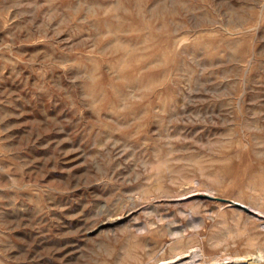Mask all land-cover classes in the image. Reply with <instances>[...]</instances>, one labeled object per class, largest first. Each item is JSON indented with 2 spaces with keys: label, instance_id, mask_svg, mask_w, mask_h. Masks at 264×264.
<instances>
[{
  "label": "rangeland",
  "instance_id": "rangeland-1",
  "mask_svg": "<svg viewBox=\"0 0 264 264\" xmlns=\"http://www.w3.org/2000/svg\"><path fill=\"white\" fill-rule=\"evenodd\" d=\"M263 226L264 0H0V264H264Z\"/></svg>",
  "mask_w": 264,
  "mask_h": 264
},
{
  "label": "bare ground",
  "instance_id": "bare-ground-1",
  "mask_svg": "<svg viewBox=\"0 0 264 264\" xmlns=\"http://www.w3.org/2000/svg\"><path fill=\"white\" fill-rule=\"evenodd\" d=\"M195 185H197L196 183H195ZM194 185V186H195ZM186 187V186H185ZM182 190H183V188H181ZM193 189V188H192ZM207 189V188H206ZM185 190V189H184ZM209 190V189H208ZM212 190V189H211ZM164 191V190H163ZM198 191V190H197ZM214 192H215V190H214ZM175 193V192H174ZM173 193V194H174ZM203 194H209V193H204V192H202ZM166 194V193H165ZM171 195V196H169L168 194V196L166 197V199H168V198H176L175 200H178V198L180 197V196H184V195H186V194H188V192H180L179 194H177V195ZM195 195V194H194ZM131 196V195H130ZM159 196V195H158ZM193 196V195H192ZM139 197V196H138ZM150 197V196H149ZM161 198H163V197H161ZM186 198V197H185ZM195 199V198H194ZM131 200H132V203H133V206L132 207H130L126 212H124L123 214H121L120 216H112V217H110L107 221V225L108 226H115V225H118V224H120L122 221H124V219L125 218H128V217H130L131 215H132V213H133V211L136 209V207H138V206H140L139 208H141V209H144V210H147V212H148V214H150V213H152L153 212V209L155 208V205L156 204H154V203H151V202H141V200L139 201V200H136L135 199V197H132L131 196ZM158 200V199H157ZM174 200V201H175ZM128 201V200H127ZM138 201V203H136ZM143 201V200H142ZM145 201V200H144ZM192 201V200H191ZM127 203V202H126ZM187 204V203H186ZM127 206V205H126ZM248 206V205H247ZM250 209H252L251 210V212L250 213H256V210L255 209H253L251 206H248ZM184 209V208H183ZM191 209V208H190ZM239 209H241V208H239ZM243 210H245V209H243ZM242 210V211H243ZM158 211V210H157ZM186 211V210H185ZM196 211V210H195ZM198 211V210H197ZM246 212H247V210H245ZM146 212V213H147ZM189 212V211H188ZM249 212V211H248ZM196 213V212H195ZM201 213V212H200ZM260 213V212H259ZM203 214H205V213H203ZM151 215V214H150ZM249 215H251V214H249ZM191 216H192V218L193 219H195V217H193V214L191 213ZM253 216H255V215H253ZM199 217V216H198ZM186 218V217H185ZM261 218V217H260ZM260 218H258V219H260ZM175 220V219H174ZM192 220V219H191ZM257 220V219H256ZM168 221V220H167ZM199 221V220H198ZM173 222V221H172ZM195 222H197V221H195ZM188 223V222H187ZM129 224V223H128ZM134 224V223H133ZM171 224V223H170ZM256 224V223H255ZM102 225H104V223L102 224ZM130 225V224H129ZM195 225V224H194ZM197 225V224H196ZM135 226V225H134ZM190 226V225H189ZM130 227V226H129ZM183 227V226H182ZM263 228H264V226H263ZM175 229V228H174ZM178 229V228H177ZM248 229V228H247ZM250 229V228H249ZM145 230V229H144ZM133 231H134V229H133ZM173 231V230H172ZM193 231V230H192ZM180 232V231H179ZM146 233V232H145ZM170 233V232H169ZM177 233V232H176ZM166 235V234H165ZM171 235V234H170ZM175 235V234H174ZM178 235V234H177ZM179 236V235H178ZM182 236V235H181ZM180 236V237H181ZM169 242V241H168ZM249 254V253H248ZM250 255V254H249ZM259 256H244V257H237V258H235V259H227L226 261H241V260H247V259H251L252 261H255V262H257V261H259L260 262V260L262 259V257H263V255L260 253V254H258ZM228 256V255H227ZM181 257V258H180ZM180 257H178V259H175V260H169V261H162V262H158V264H202L200 261H199V259L202 257V252H201V249H199V248H195V249H193V250H191L190 251V253H188V254H186V256H184V257H182V256H180ZM216 257H217V255H216ZM226 257V256H225ZM229 258H230V256H228ZM203 259H204V257H203ZM212 259V258H211ZM250 260V261H251ZM203 261V260H202ZM218 262H221V260H215L214 262H211L210 264H216V263H218ZM249 263H251V262H249ZM248 263V264H249ZM155 264H157V263H155ZM255 264V263H254ZM259 264V263H258Z\"/></svg>",
  "mask_w": 264,
  "mask_h": 264
},
{
  "label": "water",
  "instance_id": "water-1",
  "mask_svg": "<svg viewBox=\"0 0 264 264\" xmlns=\"http://www.w3.org/2000/svg\"><path fill=\"white\" fill-rule=\"evenodd\" d=\"M202 196H211V195H208V194H201ZM216 199H218V200H221V201H227V202H229L231 205H233V206H235V207H237V208H241V209H245V210H247V211H249V212H251V210L252 209H250L247 205H245V204H243V203H241V202H239V201H235V200H231V199H226V198H220V197H215ZM216 264H227V262L226 261H224V262H218V263H216Z\"/></svg>",
  "mask_w": 264,
  "mask_h": 264
}]
</instances>
